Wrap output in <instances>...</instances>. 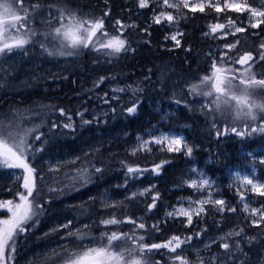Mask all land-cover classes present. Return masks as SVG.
I'll return each instance as SVG.
<instances>
[{
    "label": "trees",
    "instance_id": "1",
    "mask_svg": "<svg viewBox=\"0 0 264 264\" xmlns=\"http://www.w3.org/2000/svg\"><path fill=\"white\" fill-rule=\"evenodd\" d=\"M147 1L146 7H139V0H0L12 4L15 13L22 16L25 12L21 9H26L25 19L35 32L23 48L0 55V78L4 83L0 86V129L5 135L9 130L22 135L24 130L35 129L27 136L30 148L25 162L36 170L33 197H38L36 203L41 210L24 226L25 231L15 236L13 262L8 260L7 264H67L99 248L124 252L122 264H133L134 260L140 264H182L175 259L178 254L186 264H264V219L253 223L245 216L229 174L231 168L245 165L246 152L264 150V132H251L252 128L264 127V107L253 114L255 120L245 117V112L231 116L215 111L210 100L207 107H196L193 85L187 84L208 77L215 68L232 67L236 70L234 86L243 91L240 95L255 90V97L259 96L264 105V86L251 83L264 79V23L254 32L247 29L234 36L240 41L233 51L218 58L213 51L216 41L208 31L229 12L222 11V17L217 18L209 7L200 12L175 7L172 12L181 32L177 46L168 38L170 29L154 21L162 10L159 2ZM51 13L54 20L47 19ZM73 16L81 22L103 20V29L97 31V38L88 47H65L62 40L46 35L53 26ZM113 36L123 39L127 50L113 53L101 47ZM44 38L55 43L51 50L40 47L42 54L37 58L43 67L21 66V70H15L4 63L19 54L25 56L22 64H29L34 57L29 47L40 53L37 45ZM60 51L73 54H49ZM247 55L252 59L239 63ZM240 68L250 70L251 79L240 78ZM247 101H243L244 110L253 103ZM175 103L178 107L169 117V126L161 120L157 108ZM134 105L135 112L129 113ZM69 123L71 127H64ZM178 125L192 127L183 132L193 147L194 161L187 159L183 151H169L163 143H155L159 129ZM232 127L246 134L238 136L231 132ZM254 163L263 170L257 160ZM158 165L159 170L154 171ZM130 166L141 172L129 173ZM193 167L213 180L214 195L227 206L214 210L207 205L188 223L187 218L168 213L186 199L203 196L185 186ZM81 169L86 170L83 177ZM12 171L26 175L23 168L0 163V220L6 202L25 191L23 179H15ZM139 187L150 191L130 196ZM157 193L155 207L149 209ZM243 195L264 212V194ZM111 219L118 222L102 223ZM64 220L76 230L65 233L63 228L49 229L51 224ZM83 223L86 225L81 226ZM139 223L145 228L139 229ZM232 229L243 230L236 239L240 250L227 237ZM112 232L121 238L109 244ZM123 234L134 236L136 243ZM173 237L185 241L174 252L171 249L177 242ZM209 240L213 243L205 247L203 244ZM169 241L167 248L139 251L140 245L150 247ZM224 242L229 243L231 254L213 262L212 255L226 254ZM50 246L53 248L46 255L26 261L34 252ZM193 247L196 252L191 251ZM126 249L135 251L129 256Z\"/></svg>",
    "mask_w": 264,
    "mask_h": 264
},
{
    "label": "rangeland",
    "instance_id": "2",
    "mask_svg": "<svg viewBox=\"0 0 264 264\" xmlns=\"http://www.w3.org/2000/svg\"><path fill=\"white\" fill-rule=\"evenodd\" d=\"M157 1L159 2V5L162 8V10L158 12V14L155 17L161 16V14L163 13L165 15L171 14L174 18L171 22H169L165 18L161 17V22L157 23V24L164 23L170 29V32L167 35L170 41H172L173 43H176V41L172 40L171 36L177 35V39L179 40V36L181 35V32L178 31V21L175 18L174 13L172 12V10L175 7H169L168 5L180 4L179 6L183 8L184 3L186 2L188 4V7H184V8L192 12L194 11L200 12L201 7H203V10L206 7H209V8H212L214 13H216L217 18L222 17V11H226V13L229 12V14L227 15L225 14V16L222 17V22L218 21L217 23L212 25L208 31L209 33L208 35L212 36V39L216 41V46L214 47L213 51L217 53L218 58H225L228 56L227 55L229 53L228 51H233L234 47L239 42V41L238 42L236 41L234 36L240 34L243 31H246L247 29L253 30L252 32H254L260 28L262 23H260L258 27H252V25L256 24L258 21H264V17H261L258 15L260 12H264V0H168L167 5L164 4L163 0H157ZM147 5H148V1H147ZM228 5H234L235 7H229ZM237 7L240 8L241 10L237 11L236 10ZM217 8H220L221 10L217 11ZM253 13H256V15H253ZM15 14L25 19V16L18 14V12H16ZM53 15L51 13L49 15L50 17H48L47 19L54 20ZM155 17H154V21H155ZM70 20H71V17H67L65 20L62 21V24H67ZM22 22H23V19L22 21L12 20L11 15L6 14L4 10L0 8V47H2L4 43L12 44L18 38L28 39L29 36L26 37L24 34L26 32H29L31 28H29V25L27 23L24 28H20V24ZM53 24H57V23L53 22ZM221 24L224 25V28L222 29L217 28V30L213 32L212 30L213 27L216 25H221ZM61 25L55 28L53 26L50 32L54 35V30L58 27H61ZM237 28H242L244 30L237 32L236 31ZM206 35L207 34H204V36ZM227 36L230 37V40L226 41L225 43L218 42L219 39L227 37ZM252 36H257V33H252ZM96 38H97V35L94 36L92 40ZM58 39L62 40V38H58ZM261 40L262 38H259L257 41L261 42ZM54 43L55 42L51 38H44L43 40L41 39L40 43L37 45L38 46L37 50H40V47L42 48L48 47L51 50L53 49ZM63 44L66 45L67 41H64ZM260 45L262 46V44ZM226 46H231V47H226ZM15 48L16 47H13L12 49H15ZM11 50L9 51L6 49L5 52L0 53V55L10 53ZM29 50H30L29 52L34 56V57H31L29 64L27 65L22 64L21 60H25V56L24 55L20 56L19 54L12 55L7 60H4V63L13 65L10 68L15 69V70L17 69L21 70V66L25 67L24 69H27V68L37 69V68L43 67V64L39 62L37 58V56L42 54V51L40 50V53H39V51H35V49L32 47H29ZM237 70L239 72L238 76L240 78L251 79L249 78V77H252L250 70L248 69L246 70L245 68H240ZM0 71H2L1 68H0ZM235 71L236 70L232 67H226L224 69H221L219 74L213 71L208 77L188 82L187 83L188 85H193L192 91H193V87L195 86V91H193L196 94V99L194 101L195 106L196 107H207V100H210L211 102L210 107H212L213 110L218 111V112L222 111V113L226 112L227 114L229 113L231 116H234V114L237 115L238 111L241 114L243 112H247L249 107H251L252 114H254L256 111H260V110L263 111V108L261 107V106H264L263 101L261 98H259V96L255 97L257 95L255 90L254 91L247 90V93H246L247 98H246V94L240 95V93L243 91L238 90L237 87L234 86L235 82L232 80L233 78H235ZM217 75H219V78H220L219 86L222 89V91L219 93L216 92L215 90ZM1 84H4V83H3V80L0 78V86H2ZM179 90L180 89H178V91ZM205 93H211V95H205ZM233 96L237 97V99H232ZM217 99H219L222 102L220 104L219 109H217L216 104L214 103V101ZM249 99L253 103L248 104L247 109L244 110V105H242L243 103H239L238 100L248 102L247 100ZM224 101H227V102L224 103ZM177 107H178V104L175 103L171 105L160 106L157 108L160 113L161 120L164 122V124L168 123V125L170 126L171 122H169V117L175 113ZM226 110H230L231 112L226 111ZM191 128L192 127L190 125H178L177 127H171L167 129L161 128L159 129L155 138H159L161 136L169 137L168 140L162 141L164 146L167 148H169L170 146V140L180 139L181 143L179 146L171 145V147L174 149L173 151H183L184 156L187 159L194 161L195 157L193 154V147L186 142L187 134L183 132L184 129H186L187 131H191ZM177 148L178 150H175ZM187 148L192 149V152L190 154L187 152ZM244 156H245L244 166L235 167V168L230 169V172H229L230 180H231V184L234 187L236 193L239 194L240 196L237 199V203L241 205L242 211L244 212L245 216H247L251 222L260 221L262 217H264V212L260 208L254 206L251 199L246 198L245 195L243 194L245 193H264V150H252L250 152H246ZM256 160L261 164V169L263 170L261 171L258 170V166H256V163H254V161ZM12 176L15 179H18V178L23 179L25 174L12 171ZM203 179H207L209 181V185L202 186L201 181ZM247 179H251L253 183L248 184L246 182ZM193 182H195V186H192ZM23 183H24V180H23ZM185 186L187 188L193 189L199 194L202 193L201 195L203 196L197 199H189V200L186 199L183 203L176 205L173 208V210L170 211V212H174V214L172 215L173 217L188 219L187 216L181 215L178 212L179 209L183 208L188 211H192L193 212L192 218H193V216H196L193 210L200 208L201 205L199 202L204 201V200L210 201L209 203L203 204L204 211L206 210L205 207L207 205H212L214 210H224L226 208L227 205L225 204V202L222 199L214 195L213 180L209 176H207L203 171H200L196 169L195 167H193V175L185 182ZM146 189L148 188L139 187L138 190L131 192L130 196H133V193H136V194L143 193L144 195L147 192L145 191ZM22 193L26 194V190ZM29 199L31 200L30 197ZM217 200H222L224 204L219 205V204L211 202V201H217ZM9 201H11V204H9ZM9 201H7L4 207L2 208V211L4 212V216H2L1 220L10 219L12 216V213L9 211V208H14L15 204L21 203L20 196H17L15 200L13 199ZM245 205H247V209H248L247 211H245ZM252 209L257 210L255 214H253ZM64 221L65 222L51 224L49 229L50 230H61L63 228L64 231L63 230L62 231L65 233L67 232L69 233V232L76 230L75 228L72 227V225L67 220H64ZM65 225H67V227H64ZM85 225L86 224L83 223L81 226H85ZM233 232H238V230L232 229L228 232V234L233 233ZM228 234H227L228 239L232 243L236 244L237 242L236 239L238 236H235V235L229 236ZM11 243L12 242L9 241V245H11ZM212 243H213V240L211 241L209 240L203 245L206 247V246L211 245ZM52 248L53 247L50 246V247H46L41 250H38L34 252L32 255H30L29 257H27L26 261L28 262L33 261L34 259L38 258L41 255H46L48 251H50ZM191 249H192L191 250L192 252L197 251V248L193 247ZM225 257L228 258V255L218 253V254L212 255L211 259L213 260V262H219ZM13 258H14L13 250L10 247L6 246L4 249L3 258L2 260H0V264H7L6 262H8V260L9 262H13ZM201 258L204 261H206L204 257H201ZM63 263L64 261H62L61 264ZM9 264H12V263H9ZM67 264H69V262Z\"/></svg>",
    "mask_w": 264,
    "mask_h": 264
},
{
    "label": "snow or ice",
    "instance_id": "3",
    "mask_svg": "<svg viewBox=\"0 0 264 264\" xmlns=\"http://www.w3.org/2000/svg\"><path fill=\"white\" fill-rule=\"evenodd\" d=\"M15 2V0H13ZM164 4H168V0H163ZM22 3V0H21ZM139 6L140 7H146L147 6V0H139ZM169 7H179L178 4H171L168 5ZM229 7H235L234 5H228ZM184 7H188V4L185 2ZM0 8L4 10L6 14L11 15L12 20L14 21H22L23 22L20 24V28H24L27 21L26 19L22 18L21 16H18L15 14V11L12 7V4L10 3H0ZM22 11L25 12V17L27 16V10L22 8ZM203 11V7L200 9ZM220 8H217V11H220ZM237 11L241 10L240 8H236ZM253 15H256V13H253ZM261 17H264V12H260L258 14ZM161 17L165 18L167 21L171 22L174 18L171 14H161V16L155 17V22L160 23L161 22ZM117 24L120 23V21L116 22ZM260 23H264V21H258L256 24H253L252 27H258ZM85 24L88 25V27H85ZM217 28H224V25H216L213 27V32L217 30ZM103 29V20H97L95 22L92 21H84L81 22L78 20L75 16L71 18V20L67 24H62L61 27H58L54 30V38H62V43L64 41H67V44L65 47L70 46L71 48L75 49L79 46L83 47H88L90 43H92V38L96 36V33L98 30ZM244 29L242 28H237L236 31H243ZM26 37L29 35H35V32L32 30H29V32H26L24 34ZM46 35H53L52 33H48ZM102 35H106V33H102ZM171 39L176 41L177 46L179 45L180 41L177 39V35H172ZM29 40L26 38H18L15 40L14 43L9 44V43H4L2 47H0V53H4L5 50H11L13 47L17 48H23V46L28 43ZM43 46V45H42ZM101 47L111 49L113 53H119L122 50H127L125 48V41L121 39L119 36H113L111 37L107 43L102 44ZM226 47H231V46H226ZM50 55H72L73 53L71 51L65 52V51H60L58 53H49ZM252 57L251 55H247L246 57H242L239 60V63L244 64L247 63V61L251 60ZM261 59H264V56L261 57ZM215 68V65L213 66ZM221 71L220 68H215V72L219 74ZM103 80V78H101ZM241 83H244V81H241ZM253 84H259L264 86V79L259 80V81H251ZM220 84V78L219 75H217V80L215 84V90L216 92H221L222 89L219 86ZM115 91H122V89H116ZM193 91H195V86L193 87ZM205 95H211V93H205ZM232 99H237V97L233 96ZM227 101H224L226 103ZM239 103H243V101H239ZM214 103L216 104L217 109H219L220 104L222 103L219 99L215 100ZM264 107V106H261ZM135 105L131 108L128 109L129 113H134L135 112ZM64 114V111L61 110V115ZM237 115H241V113L238 111ZM245 117H251L253 120L256 119V117L252 114L251 107H249L248 111L243 113ZM71 118L69 117V120ZM87 123V121H85ZM38 127V126H37ZM64 127H71V124H65ZM35 129H27L24 130L23 134L21 135L20 132H13L9 130L7 132V135H5V132L3 129H0V163L6 165L7 167H20L23 168L26 172V175L23 177L24 183L23 187L26 190V194L21 193L19 194L20 196V201L21 203L15 204L14 208H9V211L12 213V216L8 220H0V260L3 258V253L4 249L6 246L10 247L14 251V245H15V236L18 235L19 233H23L25 231V225L28 224L29 221L33 220V218L38 217L41 214L40 206L38 203H36L38 197H33V191L36 188L35 184V179L33 176V173L36 171L34 168L30 167L26 162H25V156L28 152V149L30 148V145L28 144L27 141V136L34 131ZM231 132L235 133L238 136H244L246 133L245 131H237L235 127H232ZM261 131L264 132V127H261L259 129L257 128H252L251 132H256V131ZM35 139H40L39 136H36ZM155 143L160 144L164 140H168L169 137L167 136H161L159 138H154ZM11 142V143H9ZM147 143V142H145ZM181 143L180 139H172L170 140V146H169V151L174 150L171 145H177L179 146ZM186 147V145H185ZM42 150V149H40ZM175 150H178L175 149ZM187 152L190 154L192 152L191 148H187ZM135 154V153H134ZM159 165L156 166L154 171L159 170ZM97 172H100L101 169L97 168ZM128 172L129 173H140L141 169L139 168H133V167H128ZM86 175V170L81 169L80 170V176L83 177ZM42 179V178H41ZM246 182L248 184H252L253 181L251 179H247ZM201 185H209V181L207 179H203L201 181ZM195 186V182H193V185ZM145 191H150L149 189H146ZM264 194V193H262ZM137 195L136 193H133V196ZM140 195H143V193H140ZM159 194L157 193L153 197V204L149 206V209L155 207V200L158 199ZM29 197H33L32 200L29 199ZM210 201L204 200L200 201L201 207L198 209H194L193 211L195 212L196 215H199L200 212L204 211L203 204L209 203ZM213 203L223 205L224 202L222 200H217V201H211ZM9 204H11V201H9ZM234 211L235 209H230ZM247 205H245V211H247ZM256 209H252L253 214L256 213ZM179 214L185 215L188 217V223H191L192 220V211H188L186 209H179L178 210ZM174 212L168 213L169 216L173 215ZM264 219V217H262ZM38 222V221H37ZM118 221L115 219L111 220H105L102 221L104 224H116ZM128 222L131 223H136L134 220L129 219ZM253 223H259V221H253ZM139 229H144L145 224L144 223H139L136 225ZM64 227H67L65 225ZM155 227V226H154ZM243 230L241 229L239 232H233L229 233V236L235 235V236H240ZM125 239H130L132 240V243H136V239L134 236H128L127 234H123ZM121 236H119L116 232H112V234L108 237L109 244H111L112 241L120 239ZM190 239V238H189ZM172 240L176 241L175 247H173L171 250L174 252L176 248L180 247L181 243H184L185 241H181L180 237H173ZM9 241H11V245H9ZM171 244V241H169L167 244H156L153 243L149 246L147 245H140L139 251L141 253L144 252L145 248H148V251H151L152 249H159L161 247H169ZM222 247L226 250V254L230 255V245L228 242L222 243ZM235 247L237 250L239 249V243L236 242ZM128 255L131 256L132 252L135 251V249L128 250L126 249ZM177 260H181L182 264H186V261H183V258L181 255H177L176 258ZM124 261V252H113L110 251L106 248H99V249H90L88 252L84 253L83 256H79L75 260H70L69 264H122ZM133 264H140L139 260H134Z\"/></svg>",
    "mask_w": 264,
    "mask_h": 264
},
{
    "label": "flooded vegetation",
    "instance_id": "4",
    "mask_svg": "<svg viewBox=\"0 0 264 264\" xmlns=\"http://www.w3.org/2000/svg\"><path fill=\"white\" fill-rule=\"evenodd\" d=\"M228 40H230V37H229V36L219 39L218 42H219V43H225V42L228 41ZM236 41H237V42L240 41L239 38H236Z\"/></svg>",
    "mask_w": 264,
    "mask_h": 264
}]
</instances>
